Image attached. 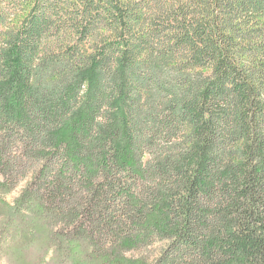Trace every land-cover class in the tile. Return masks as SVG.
Listing matches in <instances>:
<instances>
[{
	"label": "trees",
	"instance_id": "obj_1",
	"mask_svg": "<svg viewBox=\"0 0 264 264\" xmlns=\"http://www.w3.org/2000/svg\"><path fill=\"white\" fill-rule=\"evenodd\" d=\"M1 253L264 264V0H0Z\"/></svg>",
	"mask_w": 264,
	"mask_h": 264
},
{
	"label": "rangeland",
	"instance_id": "obj_2",
	"mask_svg": "<svg viewBox=\"0 0 264 264\" xmlns=\"http://www.w3.org/2000/svg\"><path fill=\"white\" fill-rule=\"evenodd\" d=\"M23 187V185L21 186ZM21 188H18L16 191H14L12 194L7 196L8 201L12 202L19 194ZM0 264H10V262L7 260V258L4 256V254H0Z\"/></svg>",
	"mask_w": 264,
	"mask_h": 264
}]
</instances>
